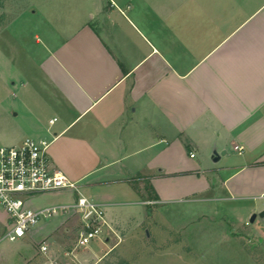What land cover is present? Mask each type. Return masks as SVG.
I'll return each instance as SVG.
<instances>
[{
	"label": "crops",
	"instance_id": "1",
	"mask_svg": "<svg viewBox=\"0 0 264 264\" xmlns=\"http://www.w3.org/2000/svg\"><path fill=\"white\" fill-rule=\"evenodd\" d=\"M47 1L46 54L28 82L39 97L32 129L10 145L49 140L52 166L104 205L107 234L143 219L148 187L162 202L180 178L188 194L207 172L232 198L264 194V0ZM214 151L221 165L204 170ZM72 218L79 226L61 214L28 234ZM100 241L104 250L109 235ZM65 253L78 264L99 257Z\"/></svg>",
	"mask_w": 264,
	"mask_h": 264
},
{
	"label": "rangeland",
	"instance_id": "2",
	"mask_svg": "<svg viewBox=\"0 0 264 264\" xmlns=\"http://www.w3.org/2000/svg\"><path fill=\"white\" fill-rule=\"evenodd\" d=\"M48 3L0 0V146L15 143L32 129L29 109L36 111L38 96L28 82L39 75L37 65L46 54ZM51 5L57 7L58 14L59 4ZM37 37L40 43H36ZM239 160L233 154L228 162L237 164ZM220 165L219 161L210 162L203 169L210 171ZM228 173L223 170L218 176ZM205 175L195 185L200 190L189 194L185 189L191 183L180 178L176 181L178 189L168 193V199L162 202L151 199L156 196L148 187L143 219L128 227H118L117 234H106L109 242L102 245L104 250L95 245L102 243L97 238L87 248L76 247L79 228L76 218L55 223L48 232L35 237L27 234L15 240L2 238L10 225L7 214L0 210V264H41L46 259L39 252L42 242L48 246V255L60 264H78L66 251L99 253L98 258L86 260L85 264H264V217L258 215L262 210L252 212L254 205L264 208V197L232 198L223 186L214 189L212 173ZM217 183L220 185L221 181ZM77 196L70 194L66 199L45 195L40 201L69 203L66 200ZM253 213L257 216L250 222ZM49 220H41L33 228Z\"/></svg>",
	"mask_w": 264,
	"mask_h": 264
},
{
	"label": "built area",
	"instance_id": "3",
	"mask_svg": "<svg viewBox=\"0 0 264 264\" xmlns=\"http://www.w3.org/2000/svg\"><path fill=\"white\" fill-rule=\"evenodd\" d=\"M49 145L47 139L27 137L20 144L0 146V210L7 214L10 225L2 238L15 240L27 235L41 220L76 214L80 221L77 248L87 247L95 238L104 240L109 229L104 205L84 195L76 181L52 166ZM58 190H71L78 196L69 203L38 209L27 205V197L32 194ZM39 252L46 258L41 264H60L48 255L45 242L39 245Z\"/></svg>",
	"mask_w": 264,
	"mask_h": 264
},
{
	"label": "water",
	"instance_id": "4",
	"mask_svg": "<svg viewBox=\"0 0 264 264\" xmlns=\"http://www.w3.org/2000/svg\"><path fill=\"white\" fill-rule=\"evenodd\" d=\"M223 153V152H222ZM213 160L214 161H217L219 159V155L216 151L213 152ZM260 217H264V210L260 211L259 214H258ZM257 214L256 213H253L250 218H249V221L250 222H253L256 218Z\"/></svg>",
	"mask_w": 264,
	"mask_h": 264
}]
</instances>
